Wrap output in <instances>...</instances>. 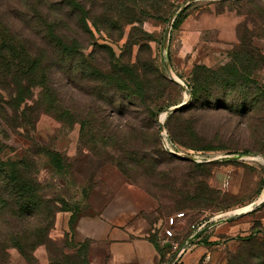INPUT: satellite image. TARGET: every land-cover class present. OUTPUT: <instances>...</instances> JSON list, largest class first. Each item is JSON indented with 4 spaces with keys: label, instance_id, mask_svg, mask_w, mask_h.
Segmentation results:
<instances>
[{
    "label": "rangeland",
    "instance_id": "obj_1",
    "mask_svg": "<svg viewBox=\"0 0 264 264\" xmlns=\"http://www.w3.org/2000/svg\"><path fill=\"white\" fill-rule=\"evenodd\" d=\"M77 1L89 11V32L65 8L55 6L61 0H47L52 8L47 15L62 23L57 31L65 41L80 45L79 56L73 60L51 52L15 16L19 12L30 16L22 0H0V18L9 25L8 36L24 35L34 50L45 51L46 63L59 57L50 86L59 93L64 113L59 120L47 112L41 89L35 88L31 100L21 104L15 115L14 90L10 83L0 84V169L12 177L22 159H32L31 173L42 194L66 209L56 214L46 245L28 260L10 249L7 264H108L105 248L93 251V240L82 236L78 225L83 218L99 215L103 205L127 186L140 189L153 201V211L139 213L143 224L139 231L165 250L162 264L172 260V264H264V239L257 235L264 232V204L217 222L215 226L223 231L218 230L217 239L208 241L214 228L203 244L205 249L192 243L180 257L162 231L168 216L183 211L185 218L175 229V240H181L183 230L193 223L264 198V96L255 91L264 87V0H166L157 4L159 14H140L136 23L125 27L109 0L107 5L103 0ZM182 9L186 11L178 25L171 26L164 48L169 23ZM104 17H109L108 25L102 22ZM121 66H137L141 81L120 75ZM197 66L207 71L195 73ZM235 66L238 73H233ZM196 79L204 87L199 101H194ZM223 80H231L235 87L221 86ZM188 102L192 106L182 110ZM183 104L177 118L185 146L171 142L165 128L175 113L171 109ZM28 106L30 110L24 111ZM23 119L28 123L23 125ZM131 133L134 138L128 140ZM144 135L158 137L159 152L164 155L163 159L156 156L151 143L149 151L158 160L155 172L138 166L139 151L147 150L142 146ZM168 147L210 160L175 158ZM46 152L59 154L65 167L53 166L54 159ZM155 184L173 189L179 205L170 208L162 201L165 207L160 208L155 193L147 190ZM197 187L200 191L192 192ZM39 249L44 250L42 255Z\"/></svg>",
    "mask_w": 264,
    "mask_h": 264
},
{
    "label": "trees",
    "instance_id": "obj_2",
    "mask_svg": "<svg viewBox=\"0 0 264 264\" xmlns=\"http://www.w3.org/2000/svg\"><path fill=\"white\" fill-rule=\"evenodd\" d=\"M61 1V4L56 3L55 6H62L65 8L67 12L72 15L76 24L89 32L88 9L77 0ZM106 1L107 0H103L104 5H107ZM164 1L166 0H109V5L114 8V15L120 16L121 24L125 27L136 23V18L140 14H159L157 4H161ZM22 2L25 3L30 12V16L23 17L20 15L22 14L20 12L15 16L23 23H27V25L35 31L36 35L40 37L42 43L43 41L46 43L51 52L56 53L60 58L67 56L73 60L79 56V43L74 42V40L72 42L65 41L64 37L57 31L62 25L61 21L56 17L51 18L47 15V13L52 11V8L48 7L47 0H22ZM142 4H145V7H142ZM124 6L126 9L121 10L120 7ZM185 11L186 9L177 16L174 23H172V27L178 25ZM102 22L108 25L110 23L109 17H104ZM93 24L96 26V23ZM8 26V23L0 18V84L4 82L10 83L14 90L13 113L19 115L21 104L25 103L27 100H31L30 98L33 96V90L35 88H40V97H44L42 104L46 106V111H49V113L54 114V116L61 120L63 117L62 114L64 113L60 109L62 104L59 93L50 86L51 71L52 68L56 66L59 67V57L56 56V58L52 60L47 59L48 63H46V59L43 57V52L45 51L38 53V51L34 50L31 40L20 33L8 36ZM105 49L109 51L107 47H105ZM247 53L249 54V51ZM206 71L204 67L197 66L195 68V73L203 74ZM233 71V73H238L236 66L233 68ZM118 73L120 75L133 77L136 82L141 81L142 73L137 66H121L119 67ZM200 80L196 79L194 81V101H199L204 96V87L200 84ZM173 83L175 84V82ZM201 83H203L204 86H208L205 82ZM221 86L235 87L231 80H223ZM255 91L263 93L264 96L263 86L261 90L255 89ZM188 106H192V103L190 104V102H188L182 110L186 109ZM29 108L28 106L24 111L30 110ZM54 110H57L56 113L53 112ZM188 110L190 109L185 111ZM177 111L171 114L165 128L171 142L176 145L185 146L180 139V128L183 126L182 122L178 121L177 114L179 111ZM25 123L28 122L23 119L22 124L24 125ZM186 131L189 136L193 135L191 129H187ZM114 138L116 140L117 136L114 135ZM133 138V134L131 133L128 140H133ZM151 143L156 149L154 154L161 159L164 158V155L159 152L160 146L158 144V137L154 136L150 138L144 135L142 146L147 150L139 151L140 160L138 166L141 168L147 166V170L155 172L158 160L157 157L152 156L153 154L149 151V147L152 146ZM171 149L176 153L181 152L174 150V148ZM46 153L49 157L54 159L51 160L53 166L59 168V170L65 167L59 154L53 152ZM172 156L179 158L174 154H172ZM34 166L35 161L24 158L19 162V169L12 177L0 169V264H7L9 258L8 250L10 249H17L19 253L28 260L30 255H32L39 246L47 244L48 235L54 224L56 214L66 210L65 208L57 207V204H61L57 200H48L42 194L39 182L31 173V168ZM123 167L127 168L125 164L122 165V168ZM191 174H194V170L191 171ZM150 188L148 187L147 190L152 194L155 193V198L159 200L160 208L165 207V203L162 205V201L167 202L170 208L179 205L177 200L174 199L176 192L173 189L158 184L153 186L150 185ZM196 191H200V189L198 187L192 189V192ZM185 193L187 194L189 192L186 191ZM199 198L202 201H206V198L203 196ZM211 201H213V198L210 199V202ZM183 209L185 208H182V210ZM177 213H183L185 215L183 211ZM187 229H185V231L183 230L181 240H175L178 236L174 238L179 244V249L182 248L192 236V231L189 226ZM255 234L256 232L252 230L250 236L254 237L256 236ZM257 235L264 239V232H259ZM207 237L208 236H206V238ZM251 237L239 239V241H248ZM206 238L203 235L195 244H204ZM150 242L153 243L160 255L159 264H162V255L165 254V250L158 246L154 239H151ZM84 264L87 263L84 262Z\"/></svg>",
    "mask_w": 264,
    "mask_h": 264
},
{
    "label": "crops",
    "instance_id": "obj_3",
    "mask_svg": "<svg viewBox=\"0 0 264 264\" xmlns=\"http://www.w3.org/2000/svg\"><path fill=\"white\" fill-rule=\"evenodd\" d=\"M153 208L152 199L143 191L127 186L119 191L112 201L103 205L99 215L93 218H83L79 222L78 229L82 236L93 240V251L105 248L108 252V264H159L160 255L155 246L143 238L139 231L140 226L143 227L139 213L153 211ZM218 228L215 226V232L208 241L217 239V232L221 230ZM229 230L233 229L229 228ZM226 233H228L227 230ZM200 234L199 238L203 235L205 238L209 237V231ZM198 239L193 242L194 246H198L199 243L195 244ZM201 246L206 248L203 243H200L199 248ZM37 253L42 255L44 250L39 249Z\"/></svg>",
    "mask_w": 264,
    "mask_h": 264
},
{
    "label": "built area",
    "instance_id": "obj_4",
    "mask_svg": "<svg viewBox=\"0 0 264 264\" xmlns=\"http://www.w3.org/2000/svg\"><path fill=\"white\" fill-rule=\"evenodd\" d=\"M169 150H170L169 152L171 154H174L176 156L178 155L181 157L193 158L195 160V162H207L210 160V158L193 156V155H190L187 153H176L175 151H173L170 148H169ZM262 196L259 197L258 199H256L255 201L251 202L246 207H244L245 208L244 211L243 210L238 211L239 210L238 209L236 211H232L229 213H221V214L215 215L213 217H210L209 219L208 218L207 219H201L200 221L193 223L190 226V230L192 231V236L190 238H192L194 235H196L198 233H203L204 231H211L212 229L215 228V225L217 222L226 221L229 219L230 216H240L242 214H247V213H250V212L256 210L257 208H259L261 206L260 201L262 199ZM184 218H185V215L183 213H175L174 215H171L165 219L164 226L162 228L164 238L167 241H169L172 250H174L177 253L178 257L182 256V254L185 253L186 249L184 248L185 245L179 249L178 242H176L174 240L175 229L183 222Z\"/></svg>",
    "mask_w": 264,
    "mask_h": 264
},
{
    "label": "water",
    "instance_id": "obj_5",
    "mask_svg": "<svg viewBox=\"0 0 264 264\" xmlns=\"http://www.w3.org/2000/svg\"><path fill=\"white\" fill-rule=\"evenodd\" d=\"M193 1H195V0H191V2H193ZM191 2L187 3V4L185 5L184 8H186ZM182 10H183V9H182ZM173 21H174V20H172V21L169 23L170 28L166 31V34H165V36H164V39H163V46H164V48L167 47V45H168L169 36H170V29H171V26H172ZM173 82H175V84H177L178 86L182 87V83H181L179 80H177V79H173ZM185 104H186V103H185ZM185 104L180 105L179 107L172 108L170 112H172V113L176 112V111L179 110L181 107H183ZM159 128H160L161 130H163V123H162V122L159 123ZM163 131H164V130H163ZM177 157H179V158H185V159H188V160H191V161H194V162H195V160H194L193 158H190V157H181V156H178V155H177ZM263 204H264V200L260 202V205H261V206H262ZM200 235H201V234L198 233V234L194 235L192 238H190L189 242H187V243L185 244L184 248L187 249V248H188V247H189V246H190V245H191L196 239H198V238L200 237ZM172 263H173V260L170 262V264H172Z\"/></svg>",
    "mask_w": 264,
    "mask_h": 264
},
{
    "label": "bare ground",
    "instance_id": "obj_6",
    "mask_svg": "<svg viewBox=\"0 0 264 264\" xmlns=\"http://www.w3.org/2000/svg\"><path fill=\"white\" fill-rule=\"evenodd\" d=\"M163 117H164V116H163ZM263 200H264V198H263ZM263 200H262V201H263ZM242 210L244 211V210H245V208L241 209V211H242ZM238 211H240V210H238Z\"/></svg>",
    "mask_w": 264,
    "mask_h": 264
}]
</instances>
